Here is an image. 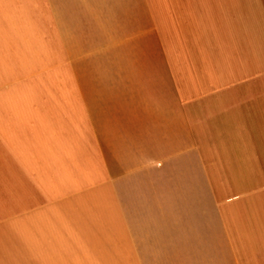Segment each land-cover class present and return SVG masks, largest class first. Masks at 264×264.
Segmentation results:
<instances>
[{
	"label": "crops",
	"instance_id": "crops-1",
	"mask_svg": "<svg viewBox=\"0 0 264 264\" xmlns=\"http://www.w3.org/2000/svg\"><path fill=\"white\" fill-rule=\"evenodd\" d=\"M0 264H264V0H0Z\"/></svg>",
	"mask_w": 264,
	"mask_h": 264
}]
</instances>
